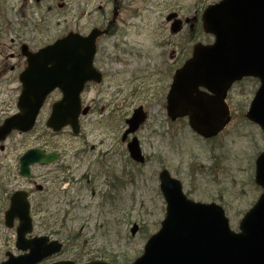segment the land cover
<instances>
[{"label":"rangeland","instance_id":"374dc122","mask_svg":"<svg viewBox=\"0 0 264 264\" xmlns=\"http://www.w3.org/2000/svg\"><path fill=\"white\" fill-rule=\"evenodd\" d=\"M120 4L113 33L98 44L102 67L110 68L116 76L107 78L103 85H90L84 92V106L93 110L82 122L81 135L75 136L70 129L58 135L48 130L45 123L51 105L60 99L54 95L32 136L37 145L49 140L66 148L68 162L73 165L77 157L73 155L83 148L82 139L89 142L85 148L90 151L84 164L97 158L93 171L99 172V177L93 188L82 192L79 186L76 188L82 201L49 210L51 215L44 222L41 219L46 215H42L36 223V233L50 234L68 249L66 254L55 255V260L70 259L81 264L97 257L127 264L141 256L147 240L159 231L165 219L166 202L159 180L163 169L182 182L190 199L223 206L234 232L239 231L243 215L262 192L254 182V174L256 158L264 151V137L260 128L244 116L259 87L257 80L245 79L229 92L233 120L211 144L192 132L187 120L169 122L163 109L164 97L152 98L150 92L135 91L139 83L136 78L146 76L151 68L161 62L166 67L173 58L180 63L189 58V50L199 37L188 34L189 25L172 36L166 16L178 10L184 18L191 17V11L203 0H120ZM112 8V0H0V91L21 89L18 76L26 65L22 45L36 51L71 30L89 33L94 27L104 28L112 19ZM201 40L213 42L212 37L201 36ZM119 91L122 94H117ZM127 92L130 112L122 105ZM139 105H144L149 115L137 134L146 158L143 165L130 159L121 141L125 120ZM116 106L126 110L119 112ZM92 146L95 150L89 149ZM101 154L107 155L105 162L99 159ZM77 174H85V167ZM108 182L116 185L114 191ZM15 239L0 238V263L7 251H15Z\"/></svg>","mask_w":264,"mask_h":264},{"label":"water","instance_id":"95a60500","mask_svg":"<svg viewBox=\"0 0 264 264\" xmlns=\"http://www.w3.org/2000/svg\"><path fill=\"white\" fill-rule=\"evenodd\" d=\"M114 1L118 4V0ZM175 17L171 14L167 20ZM203 28L214 36V43L195 45L192 58L176 72L167 96L169 116L174 121L187 117L198 135L214 138L231 122L226 103L229 90L243 78L253 77L260 81V87L246 117L264 133V0H223L211 5L203 15ZM180 31L181 22L175 21L171 32ZM103 34L106 32L99 29L88 36L71 32L38 53L31 52L27 45L22 46L27 68L19 77L23 91L18 103L20 113L0 128L1 139L13 129L31 130L45 99L56 89L61 91L62 99L53 105L47 127L59 132L70 126L74 134L79 133L80 96L87 83L102 80L93 60L97 39ZM145 121L143 109L135 110L126 121L129 128L123 141ZM128 151L134 161L145 162L136 138L128 143ZM58 158L56 154L32 150L21 158L22 173L29 176L30 165L49 164ZM255 182L263 193L236 233L230 229L223 208L188 200L181 182L164 170L160 174V189L167 204L166 218L160 231L146 244L142 256L130 264H264V152L256 161ZM22 194L13 196L6 224L10 226L15 218L20 220L17 248L29 253L17 258L9 255L3 264H39L62 249L59 242H49L47 237L26 238L32 232V220L29 204Z\"/></svg>","mask_w":264,"mask_h":264},{"label":"flooded vegetation","instance_id":"af4514ba","mask_svg":"<svg viewBox=\"0 0 264 264\" xmlns=\"http://www.w3.org/2000/svg\"><path fill=\"white\" fill-rule=\"evenodd\" d=\"M206 1L207 0H203V4L199 7L196 5L197 9L191 11L192 16L188 18H184L182 14L178 12V10L176 12H171V13H177V18H175V20L180 19L183 22V30L189 25L188 34L192 38L194 36L199 37V38L197 37L198 39L195 38L196 43L200 42L203 44H209L204 40L202 41L201 36L203 38L211 37V35L206 34L203 30V14L205 8L211 4V3H204ZM114 11H115V5L113 2L112 19L111 21H108L106 27L100 28L101 30H108L109 31L108 35H111L115 28L116 19L114 18V14H115ZM80 32L83 33L82 31ZM108 35H104L103 37L99 38L98 41L102 40ZM189 51L190 54L191 52H193V46L192 48H190ZM172 55L174 57V54ZM103 62L104 60L101 59V49H99L98 46L94 64L95 67L102 73L103 81L100 84H96L94 82L88 83L85 87L86 90L90 85H103L107 80V78H114L116 76V72L112 71L110 68L102 67ZM179 65L181 66L182 63L176 61V59L174 58L172 64H169L166 67H164L163 62H161L160 66H158L157 68H151V70L147 72L146 76L136 78L139 80V83L136 86H134L135 91H137V93H140L141 91H147L150 92V96L152 98H156L160 95L165 99L167 94L169 93V90L171 89L173 83L172 82L173 77L175 72L180 67ZM11 70L14 71L15 70L14 67H12ZM165 80H166V84H164ZM128 86L131 87V81H129ZM129 91H131V88H129ZM22 94H23L22 90H13L8 92L0 91V127H2L8 119H10L19 112L18 102H19V97H21ZM117 94H122V92L119 91ZM54 95L59 96L61 95V93L58 90L54 91L47 98L46 103L49 100V98ZM119 98L120 97H118V99ZM130 99L131 98L129 97L127 92V94L124 96V100L122 101V105L125 106L129 112L132 107V104L129 101ZM115 105L116 103H114V106ZM163 106H164L163 109H165L166 111L168 121H171L168 116L167 102ZM118 107L119 106H116V108ZM125 107L118 108L119 112L125 111L126 110ZM138 107H143L145 109L144 105H139ZM89 108H90V112H92L93 108L91 106H89ZM103 110L104 108L102 109V111ZM134 110L135 109H133L132 112ZM145 111L147 112L146 109ZM88 115L89 113L86 115H82L80 117L81 131H82V122L84 118H86ZM34 131L35 128H33L29 132H20L18 130H13L7 135L5 139H0V238H18L20 220L18 218L14 219L11 222L10 226H7L6 224V213L10 210L12 198L16 193L18 192L23 193L22 195L25 197V199L30 205L29 214L32 220L33 233L27 235L26 237L27 238L43 237L41 233L38 234L35 232L36 223L38 225L39 223L38 221L41 219L42 215L43 216L46 215L43 219H41L44 222L48 214L49 216L51 215L49 213V210L52 209L60 210L61 208H64L65 205L72 204V202L75 203V201H78V199L83 198V196L80 195L81 194L80 192H82L83 189L91 190L93 188V183L96 182L97 178L99 177V172L93 171V165L97 162L94 160L97 158L91 159L85 164L83 162L84 158H86L85 156H87L90 153V151L85 148L89 144L87 140L82 139L81 146L83 148L79 149L78 154L73 155V156H77L75 161L76 165H73L72 162H68L67 149L64 148L63 146L61 145L58 146V144H52L51 141L49 140H46L44 143L37 145L34 138H32ZM80 135L81 132L79 136ZM19 137H21L20 142H12L13 139ZM90 148H92V150H95L94 146L89 147V149ZM36 149L43 150L47 154L56 153L59 155V160L45 165L32 164L30 167L31 173L29 176H27L22 173L21 158L27 152ZM106 156H107L106 154H101L99 155V159L100 160L102 159L105 162ZM84 167H85V174L79 176L77 172L79 171L80 168H84ZM111 177L113 176L109 174V179H111ZM78 186L80 192L79 190L76 189ZM108 187L109 189H111L112 187L113 188L112 191H114L113 182L112 185L111 182H108ZM92 193L95 196L96 194L95 191L93 192L92 190ZM35 219H37V221ZM3 229L6 230L3 232ZM47 237L55 238L50 234L47 235ZM15 251L14 252L7 251L5 253L6 258L3 261H1V263L7 260L8 259L7 257L10 254L12 255L14 254L15 256H19L22 254L16 249V247H15ZM67 251L68 249H63V251L60 254L62 253L66 254ZM55 259H56L55 257H51L47 260H50L51 262L49 264H52L58 262V260ZM62 260H69V259H62Z\"/></svg>","mask_w":264,"mask_h":264},{"label":"trees","instance_id":"16d2710c","mask_svg":"<svg viewBox=\"0 0 264 264\" xmlns=\"http://www.w3.org/2000/svg\"><path fill=\"white\" fill-rule=\"evenodd\" d=\"M215 141V140H214Z\"/></svg>","mask_w":264,"mask_h":264}]
</instances>
